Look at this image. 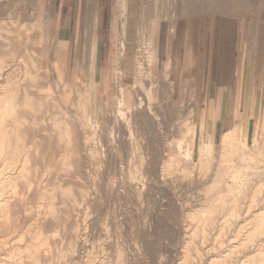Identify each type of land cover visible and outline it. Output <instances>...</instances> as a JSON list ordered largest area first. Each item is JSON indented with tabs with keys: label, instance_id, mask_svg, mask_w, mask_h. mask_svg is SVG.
Returning a JSON list of instances; mask_svg holds the SVG:
<instances>
[{
	"label": "rangeland",
	"instance_id": "1",
	"mask_svg": "<svg viewBox=\"0 0 264 264\" xmlns=\"http://www.w3.org/2000/svg\"><path fill=\"white\" fill-rule=\"evenodd\" d=\"M38 2L0 0V264H264V0H110L89 37Z\"/></svg>",
	"mask_w": 264,
	"mask_h": 264
},
{
	"label": "crops",
	"instance_id": "2",
	"mask_svg": "<svg viewBox=\"0 0 264 264\" xmlns=\"http://www.w3.org/2000/svg\"><path fill=\"white\" fill-rule=\"evenodd\" d=\"M131 0H129L128 5L130 7ZM52 4L55 6L57 4V12L52 19H58V21H75L74 27H67L65 26L62 30H58V32H84V37L94 36L95 32H99L98 29V20L99 17V10L101 5L103 7H107L110 5V0H39L38 8L40 9L43 4L48 5ZM64 7V12L62 9ZM191 13V12H190ZM194 14V13H193ZM134 16L133 13L130 14ZM189 17V16H188ZM85 22V23H84ZM67 27V28H66ZM126 29L124 32H129L128 26L126 25ZM66 28V29H65ZM205 35V32H203ZM201 36V32H194L195 43L198 44L199 40L198 37Z\"/></svg>",
	"mask_w": 264,
	"mask_h": 264
},
{
	"label": "bare ground",
	"instance_id": "3",
	"mask_svg": "<svg viewBox=\"0 0 264 264\" xmlns=\"http://www.w3.org/2000/svg\"><path fill=\"white\" fill-rule=\"evenodd\" d=\"M141 2V1H140ZM188 3V2H187ZM157 5V4H156ZM8 6H10V5H8ZM141 6V5H140ZM145 7V6H144ZM159 7V6H158ZM10 8V7H9ZM161 8V7H160ZM141 9V8H140ZM145 9V8H144ZM143 10V9H142ZM160 10V9H159ZM141 11V10H140ZM161 11V10H160ZM175 11V10H174ZM142 12V11H141ZM9 13H10V11H9ZM139 13V12H138ZM128 15V14H127ZM8 16V15H7ZM139 19V18H138ZM143 19V18H142ZM142 19H140V20H142ZM142 22V21H141ZM140 25H141V23H140ZM48 27V26H47ZM169 29H170V27H169ZM173 29V28H172ZM171 29V30H172ZM51 31V30H50ZM52 33V32H51ZM51 33H49V34H51ZM53 35V34H52ZM53 37H55V36H53ZM52 37V39H55V38H53ZM154 40V39H153ZM46 48V47H45ZM50 48H52V47H50ZM53 49V48H52ZM127 57V56H126ZM36 58V57H35ZM11 60V59H10ZM150 60H151V58H150ZM165 63V62H164ZM126 68V67H125ZM158 69V68H157ZM122 71H123V74L124 75H126V72H128L127 73V78H126V80H125V82H129V79H130V76H131V74L130 73H132V72H130L129 70V68L127 69L126 68V70L125 69H121ZM126 71V72H125ZM141 72V71H140ZM46 73V72H45ZM48 77V76H47ZM43 79H44V77H43ZM56 79V78H55ZM50 83V82H49ZM58 84V83H57ZM66 86V85H65ZM39 87V86H38ZM122 89V88H121ZM65 90V89H64ZM119 91H120V89H119ZM149 91V90H148ZM78 93V92H77ZM122 95H123V92H122ZM124 95H125V93H124ZM120 96V95H119ZM127 96V95H126ZM40 97V96H39ZM48 102V101H47ZM119 102H121V101H119ZM135 103V102H134ZM121 104V103H120ZM54 105V104H53ZM8 110H10V109H8ZM12 110V109H11ZM2 111H4V110H2ZM261 112V111H260ZM4 113V112H3ZM264 113V112H263ZM261 114V113H260ZM7 115H9V114H7ZM15 115V114H14ZM3 116V115H2ZM1 116V117H2ZM262 116V115H261ZM0 117V118H1ZM13 117V116H12ZM6 118V117H5ZM264 118V117H263ZM2 119V118H1ZM7 120V119H6ZM0 122H1V120H0ZM6 122V121H5ZM7 123V122H6ZM14 123V122H13ZM246 128V127H245ZM245 128H244V130H245ZM7 130V129H6ZM5 130V131H6ZM258 131H259V129H258ZM188 133H190V131L188 132ZM203 133V132H202ZM243 134H244V131H239L238 132V130H237V128H235V132L234 131H232V133H231V135L229 136V135H227L226 137H223L222 138V143H224V142H229V143H239L240 141H241V139H240V137L242 136L243 137ZM0 136H2V134L0 133ZM5 136V135H4ZM261 137V136H260ZM260 137L258 138V136H256L255 137V142H254V146L256 145L255 143H257V140L258 139H260ZM202 138L203 139H206L207 138V136H205L204 137V134H203V136H202ZM264 138V137H263ZM3 139V138H2ZM1 139V140H2ZM0 140V141H1ZM207 141H208V139H207ZM205 142V143H203V144H201L202 146H204V148H207V149H209L208 147H210L211 145H212V141H210V142ZM10 143V142H9ZM8 143V144H9ZM243 144V143H242ZM263 145V144H262ZM8 146V145H7ZM1 147H3V146H1ZM201 147V146H200ZM264 147V146H263ZM13 148V147H12ZM201 148H203V147H201ZM261 148V147H260ZM260 148H258L257 147V150L258 149H260ZM1 149H3V148H1ZM8 149H11V148H8ZM187 149H189V148H187ZM211 149H212V146H211ZM210 149V150H211ZM253 149H255V147L254 148H252V151H253ZM7 150V149H6ZM203 150V149H202ZM205 150V149H204ZM262 150V149H261ZM206 151V150H205ZM263 151V150H262ZM5 152V151H4ZM7 152V151H6ZM188 152V151H187ZM207 152V151H206ZM212 152V151H211ZM190 153L191 152H188L187 153V155L189 156L190 155ZM205 153V152H204ZM204 153L202 154V155H204ZM7 154V153H6ZM14 154V153H13ZM212 154V153H211ZM259 154H260V152H259ZM11 155V154H10ZM261 155H263L264 156V154H260V156ZM261 159H262V156H261ZM212 160V159H211ZM259 160V159H258ZM179 161V160H178ZM253 161V160H252ZM260 162V161H259ZM5 163V162H4ZM63 164V163H62ZM61 164V165H62ZM231 164V163H230ZM65 167V166H64ZM166 168V167H165ZM8 169V168H7ZM77 171V170H76ZM217 171V170H216ZM13 172V171H12ZM44 172V171H43ZM256 173V172H255ZM188 178V177H187ZM187 178H186V180H187ZM240 184V183H239ZM124 189V188H123ZM263 190V189H262ZM237 191V190H236ZM237 193V192H236ZM235 193V194H236ZM233 198V197H232ZM207 203V202H206ZM5 204V203H4ZM49 206V205H48ZM188 208V207H187ZM215 209H217V208H215ZM47 210V209H46ZM217 211V210H216ZM52 212V211H51ZM220 212V211H219ZM47 214V213H46ZM219 214V213H218ZM223 214V213H222ZM48 215V214H47ZM216 215V214H215ZM229 215V214H228ZM210 217V216H209ZM213 217V216H212ZM191 218V217H190ZM258 219H260V218H258ZM213 221H214V219H212ZM216 221V220H215ZM212 223V222H211ZM201 228V227H200ZM212 230V229H211ZM201 232H202V230H200ZM198 233V232H197ZM19 238V237H18ZM185 238H187V237H185ZM191 239V238H190ZM215 239V238H214ZM200 241V240H199ZM189 243V242H188ZM197 248V247H196ZM264 252V251H263ZM112 254V253H111ZM239 255V254H238ZM257 255V254H256ZM80 256V255H79ZM183 258V257H182ZM188 260V259H187ZM194 260V259H193ZM154 262V261H153ZM253 263V262H252ZM151 264V263H150Z\"/></svg>",
	"mask_w": 264,
	"mask_h": 264
}]
</instances>
